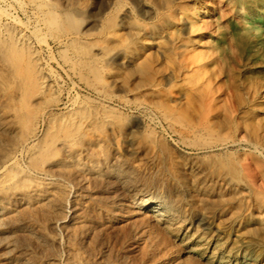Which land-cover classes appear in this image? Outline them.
<instances>
[{
    "label": "bare ground",
    "instance_id": "bare-ground-1",
    "mask_svg": "<svg viewBox=\"0 0 264 264\" xmlns=\"http://www.w3.org/2000/svg\"><path fill=\"white\" fill-rule=\"evenodd\" d=\"M11 1L80 91L63 90L42 41L0 8V264H264L255 159L219 138L264 148V88L236 85L229 108L219 96L225 44L203 42L208 5L138 0L140 23L125 0L94 15L91 0Z\"/></svg>",
    "mask_w": 264,
    "mask_h": 264
},
{
    "label": "rangeland",
    "instance_id": "rangeland-1",
    "mask_svg": "<svg viewBox=\"0 0 264 264\" xmlns=\"http://www.w3.org/2000/svg\"><path fill=\"white\" fill-rule=\"evenodd\" d=\"M125 1L133 8L138 22H150L148 12L142 9L138 0ZM203 2L208 5L204 23L206 37H204L203 42L210 49L217 46L220 48L219 51L222 50L221 48L225 44L223 58L216 67L218 76L216 81L220 87L221 94L219 96L226 100L229 108L230 105L235 104L232 92L236 85H240L251 92L256 87L264 88V0H203ZM240 5L245 9L244 16L239 14ZM91 6L94 15V13H99L104 9L105 1L91 0ZM0 8L12 15L19 14L21 16L26 33L35 41H42V55L49 59L55 67L63 90L76 95L80 91L79 88L67 78L64 71L58 66V60L61 59V50L53 43L45 29H38L30 10L23 15L18 12V6L11 0L1 2ZM207 11L210 13L208 14ZM211 24L219 26L218 29H214L215 33L213 34L209 33L211 31L208 29ZM176 28L181 29L177 25ZM168 46L169 48L174 46L171 39H168ZM216 56L214 55V57ZM165 95L173 106L177 103L182 105L186 103L183 94L178 92L176 88L170 90V92L167 91ZM254 107L262 111L263 114L258 119L264 122V101L255 102ZM219 115V121L222 122L228 112L223 110ZM219 138L235 140L236 143L233 149L251 155L255 159L256 163L251 159L244 163L246 173L256 187L264 188L260 173V169H264V148L260 140L258 139L255 143L256 140L254 142V139L250 138L253 142H248L249 137H246L245 134L229 129H222Z\"/></svg>",
    "mask_w": 264,
    "mask_h": 264
}]
</instances>
